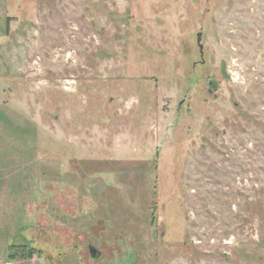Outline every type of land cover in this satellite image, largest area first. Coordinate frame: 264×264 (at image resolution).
I'll return each mask as SVG.
<instances>
[{"label": "rangeland", "instance_id": "374dc122", "mask_svg": "<svg viewBox=\"0 0 264 264\" xmlns=\"http://www.w3.org/2000/svg\"><path fill=\"white\" fill-rule=\"evenodd\" d=\"M0 264H264V0H0Z\"/></svg>", "mask_w": 264, "mask_h": 264}, {"label": "water", "instance_id": "95a60500", "mask_svg": "<svg viewBox=\"0 0 264 264\" xmlns=\"http://www.w3.org/2000/svg\"><path fill=\"white\" fill-rule=\"evenodd\" d=\"M200 38H201V32L199 31V32L196 33V44L198 45L199 51L202 54V45L200 44ZM88 248H89V251H90L91 254H93L94 252H96L90 246Z\"/></svg>", "mask_w": 264, "mask_h": 264}]
</instances>
